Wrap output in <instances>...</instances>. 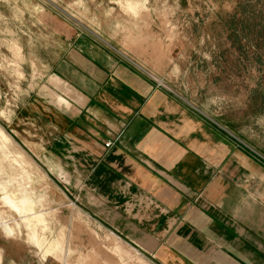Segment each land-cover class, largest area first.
I'll use <instances>...</instances> for the list:
<instances>
[{"label":"rangeland","instance_id":"1","mask_svg":"<svg viewBox=\"0 0 264 264\" xmlns=\"http://www.w3.org/2000/svg\"><path fill=\"white\" fill-rule=\"evenodd\" d=\"M91 44L253 157L263 169L238 184L264 206V0H0V187L28 198L19 213L0 197V264H177L103 223L38 156L34 102L50 101L56 64Z\"/></svg>","mask_w":264,"mask_h":264},{"label":"crops","instance_id":"2","mask_svg":"<svg viewBox=\"0 0 264 264\" xmlns=\"http://www.w3.org/2000/svg\"><path fill=\"white\" fill-rule=\"evenodd\" d=\"M69 53L50 101L34 102L47 170L167 263L264 264V206L238 184L262 166L123 57L94 44Z\"/></svg>","mask_w":264,"mask_h":264},{"label":"bare ground","instance_id":"3","mask_svg":"<svg viewBox=\"0 0 264 264\" xmlns=\"http://www.w3.org/2000/svg\"><path fill=\"white\" fill-rule=\"evenodd\" d=\"M0 134L4 137L5 140H7L6 135L4 134L3 131L0 130ZM1 136V137H2ZM0 197L3 199V202L5 205L9 206L10 208L16 210L17 212L21 213L23 211V207L20 205L22 204L24 201V197H21L22 199H18L16 197H13L12 195H10L9 193L3 191V188L0 187ZM28 199V198H27ZM27 199H25V201H28ZM25 203V202H24ZM29 203V202H28ZM26 206V205H24ZM26 208V207H25ZM24 208V209H25ZM27 209V208H26ZM5 225V224H4ZM8 225H5V229L6 231L9 233H12V229L7 227Z\"/></svg>","mask_w":264,"mask_h":264},{"label":"built area","instance_id":"4","mask_svg":"<svg viewBox=\"0 0 264 264\" xmlns=\"http://www.w3.org/2000/svg\"><path fill=\"white\" fill-rule=\"evenodd\" d=\"M110 144H111V142H110L109 140H107V141L104 142V145H105L106 147L110 146Z\"/></svg>","mask_w":264,"mask_h":264}]
</instances>
